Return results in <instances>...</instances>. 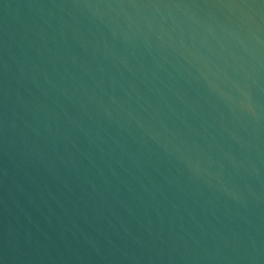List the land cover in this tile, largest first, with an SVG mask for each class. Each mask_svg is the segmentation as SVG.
<instances>
[{"label":"water","instance_id":"1","mask_svg":"<svg viewBox=\"0 0 264 264\" xmlns=\"http://www.w3.org/2000/svg\"><path fill=\"white\" fill-rule=\"evenodd\" d=\"M0 264H264V0H0Z\"/></svg>","mask_w":264,"mask_h":264}]
</instances>
